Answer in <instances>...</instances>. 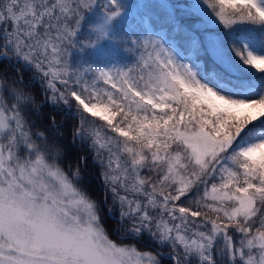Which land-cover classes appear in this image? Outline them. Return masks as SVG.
<instances>
[{
  "label": "snow or ice",
  "instance_id": "1",
  "mask_svg": "<svg viewBox=\"0 0 264 264\" xmlns=\"http://www.w3.org/2000/svg\"><path fill=\"white\" fill-rule=\"evenodd\" d=\"M94 3L0 2V57L35 61L63 86L43 89L51 107L37 133L26 130L24 113L40 106L22 90L23 71L0 84V264H164L160 252L113 238L144 232L169 249V264H264V0H159L175 42L133 40L142 49L135 64L89 66V82L62 62L61 46H75L81 9ZM104 8L105 23L121 11L117 0ZM238 25L251 26L247 35H236ZM60 112L70 129L57 127ZM46 129L95 152L119 221L105 223L108 213L81 190L78 170L61 167ZM201 184L212 203H201Z\"/></svg>",
  "mask_w": 264,
  "mask_h": 264
},
{
  "label": "trees",
  "instance_id": "2",
  "mask_svg": "<svg viewBox=\"0 0 264 264\" xmlns=\"http://www.w3.org/2000/svg\"><path fill=\"white\" fill-rule=\"evenodd\" d=\"M183 2V0H181ZM96 3L97 0H96ZM99 5V4H97ZM143 22L139 23L134 19V24L130 26L129 24H121L118 28H115L114 31V40L115 43H109L105 50V56L108 58L117 56L122 59L132 57V53L135 51L131 50V40L135 38L140 40V34L148 30L161 31L166 40L170 43H174V33L165 23L161 10L159 8V2L157 0H149L146 3L145 10L142 13ZM210 27H219L222 29V26L211 25ZM251 27L250 25H238L236 26V35H247V31ZM135 34V36H134ZM113 38V36H112ZM3 36L0 35V44L3 43ZM131 50V51H130ZM0 51H3L0 48ZM0 84L5 83L6 81L11 84V77L14 72L20 70L24 73V81L22 90L30 95L33 98V101L36 106H40L36 109L37 114L32 115L30 111H26L24 115L27 116V119L30 123L29 126L35 131L40 132L44 130L47 125V119H41V116L47 113L50 110V105L43 103L45 88L44 82L41 79L40 72H36L32 67H25L21 63L20 59H17L15 56L11 58L0 57ZM246 75L251 74L255 75L254 71L249 73L247 70ZM51 110H57L51 108ZM74 121L69 119L66 113L60 112L57 116V127L59 128L63 124L64 129H70L73 126ZM46 135L49 141L62 153V158L60 160L61 167L64 171L71 175L73 171H79V187L82 191L97 202L101 210L107 212L105 217V223L107 222H117L119 221V211L112 205L109 193H106V188L103 183L100 166L94 161L92 151H89V146L80 144L79 141L75 142L74 145L69 144L70 136L63 135L61 132L54 131L53 129H46ZM83 156L84 161L79 164L78 167V158ZM144 174H147L146 169H142ZM195 197L194 193L188 194V199H193ZM192 207H196L195 204ZM110 209V211H109ZM204 209V208H201ZM210 227V226H209ZM231 231V230H230ZM239 239L238 233H233ZM114 239H122L125 244L132 243L140 251H150L153 253L161 252L163 257L164 264H169L167 258V252L169 249L164 246L158 247L157 242L152 239L150 236L142 233L139 236L132 237L129 234L127 237L121 236L119 233H116L113 237ZM157 250V251H156Z\"/></svg>",
  "mask_w": 264,
  "mask_h": 264
},
{
  "label": "rangeland",
  "instance_id": "3",
  "mask_svg": "<svg viewBox=\"0 0 264 264\" xmlns=\"http://www.w3.org/2000/svg\"><path fill=\"white\" fill-rule=\"evenodd\" d=\"M149 0H117V4L119 8L121 9L120 14L111 20V22L107 25V37L106 38H100L97 40V33L93 31V29L90 26H94L97 24H101L105 20V8L104 5L108 3V0H97L98 3H95L92 5L89 9H81L82 12V19L80 21V26L77 29L75 36L73 37V42L75 46L69 45L65 43L61 46V57L62 62L67 61L69 64L70 71H79L81 75L84 77V79L91 81L92 74L88 73L85 74V69H87L89 66L95 68V69H127V67L135 64L139 58V56L142 54V49H136L132 44L130 49L135 50L132 53V57L122 59L120 57L114 56L111 58H108L105 56V50L106 47L109 45V43H115L114 40V31L115 28H118L121 24H129L132 26L134 24V19H136L139 23L143 22L144 19L141 20L142 13L145 10L146 3ZM159 2V0H157ZM2 2V0H0ZM99 4V5H97ZM114 10V9H110ZM142 24V23H141ZM72 26H75V21H72ZM5 27H8V25H5ZM53 36H55V33H53ZM113 36V38H112ZM135 36V34H134ZM147 36H154L156 39L160 40H166L163 33L161 31H154V30H148L146 32H142L140 34V40H143V38ZM136 40V39H135ZM133 39L131 40V42ZM168 41V40H167ZM172 43L168 41V43L165 45L166 47H170ZM130 50V51H131ZM27 51V49H25ZM146 56L147 54L144 53ZM53 57L51 55V49H49V55L48 59L44 62V71H47L49 67V60H52ZM21 63H23V66L25 67H32L35 69V61L32 62V64H28L24 62L22 59H20ZM184 62H187L185 60ZM36 71V70H35ZM53 71H55V65H53ZM37 72V71H36ZM41 79L44 82V86L46 87L48 84V81H52L53 84L57 85L58 87L62 88L63 86L60 85L59 80L54 78L52 75H49L47 79H44L43 72H40ZM99 87L105 88L107 90H111L109 86L103 85L102 82H100ZM49 96H51V93H48ZM73 111H75L73 109ZM99 123H103L100 121ZM31 130L32 132H35L29 124L26 123V130ZM93 157L95 156V152L92 151ZM94 161L99 165V162L94 159ZM101 169V168H100ZM102 173V169H101ZM141 174L146 176L147 174L143 173V170H141ZM102 175V174H101ZM103 179V176H102ZM214 182H219L218 178ZM209 190H210V184H209ZM203 192H204V185H200L199 189V197L201 198L202 204L212 203V201L204 200L203 198ZM106 193H109V197L111 199L112 205L116 207V209L120 212V205L119 202L113 203L112 195L109 190L106 189ZM194 193L195 197H197V192L195 189L190 192ZM194 197V198H195ZM130 198H137L135 196H130ZM140 200H144L145 198L143 196L138 197ZM202 211H208L206 208L200 209ZM158 210H153V215H157ZM209 216L215 217V214L209 212ZM167 219V216L164 217ZM171 224V222H170ZM210 226V225H209ZM128 228L131 227V224L127 226ZM145 235L150 236L152 239V235L148 232H144ZM132 236V235H131ZM136 237V236H132ZM155 240V239H154ZM156 241V240H155ZM157 242V241H156ZM128 245L135 247L132 243H127ZM157 251V250H156ZM159 252V251H158ZM161 253V252H160Z\"/></svg>",
  "mask_w": 264,
  "mask_h": 264
},
{
  "label": "clouds",
  "instance_id": "4",
  "mask_svg": "<svg viewBox=\"0 0 264 264\" xmlns=\"http://www.w3.org/2000/svg\"><path fill=\"white\" fill-rule=\"evenodd\" d=\"M108 24H109V23H105V20H104L103 23H101V24H97V25H94V26H90V27L93 29V31H95V32L97 33V36L100 35L99 30H100L101 28H103L104 35H103L102 38H106V37H107V25H108ZM133 40H135V38H133Z\"/></svg>",
  "mask_w": 264,
  "mask_h": 264
}]
</instances>
